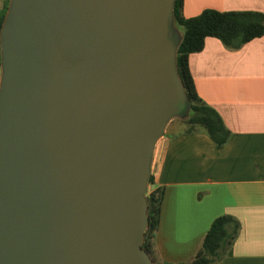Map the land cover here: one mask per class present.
Returning a JSON list of instances; mask_svg holds the SVG:
<instances>
[{
	"label": "water",
	"instance_id": "obj_1",
	"mask_svg": "<svg viewBox=\"0 0 264 264\" xmlns=\"http://www.w3.org/2000/svg\"><path fill=\"white\" fill-rule=\"evenodd\" d=\"M1 39L0 264H152L156 142L187 108L175 0H10Z\"/></svg>",
	"mask_w": 264,
	"mask_h": 264
},
{
	"label": "crops",
	"instance_id": "obj_2",
	"mask_svg": "<svg viewBox=\"0 0 264 264\" xmlns=\"http://www.w3.org/2000/svg\"><path fill=\"white\" fill-rule=\"evenodd\" d=\"M8 2L0 0V14ZM207 9L264 13V0H183L186 18ZM177 34L182 40L180 29ZM189 66L199 96L231 138L219 148L205 132H187L176 117L156 142L150 177L165 189L158 255L169 264L190 261L213 221L230 215L241 227L232 253L210 264H264V36L236 51L207 38Z\"/></svg>",
	"mask_w": 264,
	"mask_h": 264
},
{
	"label": "trees",
	"instance_id": "obj_3",
	"mask_svg": "<svg viewBox=\"0 0 264 264\" xmlns=\"http://www.w3.org/2000/svg\"><path fill=\"white\" fill-rule=\"evenodd\" d=\"M8 9L9 2L0 14V33ZM173 18L183 34L176 51V70L187 98L185 111L189 110L184 120L186 131H203L219 148H223L229 142L231 132L217 111L199 96L191 74L189 57L204 49L207 38H216L226 49L236 51L252 40L263 37L264 13L207 9L196 17L186 18L183 16V0H175ZM148 187L146 199L149 223L141 248L147 253L152 264H169L160 259L156 249L165 189L157 185L152 177L149 178ZM240 228V223L234 217H218L213 221L194 257L180 264H210L221 261L232 253Z\"/></svg>",
	"mask_w": 264,
	"mask_h": 264
},
{
	"label": "rangeland",
	"instance_id": "obj_4",
	"mask_svg": "<svg viewBox=\"0 0 264 264\" xmlns=\"http://www.w3.org/2000/svg\"><path fill=\"white\" fill-rule=\"evenodd\" d=\"M177 29H179L178 28V26L176 25V23H175V21H172V23L170 24V32H171V34H170V39L171 40H173V42L175 43V44H178L179 42H180V40H181V38L178 36V34H177ZM185 111V110H184ZM188 112H189V110H186L185 112H184V114L182 113V115L180 116V118L179 119H182V121H184L186 118H187V114H188ZM178 119V118H177ZM149 188V187H148Z\"/></svg>",
	"mask_w": 264,
	"mask_h": 264
}]
</instances>
